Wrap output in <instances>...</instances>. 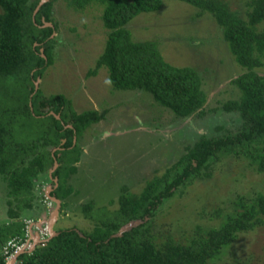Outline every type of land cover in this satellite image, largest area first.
<instances>
[{
	"label": "trees",
	"instance_id": "trees-1",
	"mask_svg": "<svg viewBox=\"0 0 264 264\" xmlns=\"http://www.w3.org/2000/svg\"><path fill=\"white\" fill-rule=\"evenodd\" d=\"M55 1L0 0V176L6 181L9 196V219L0 222V250L10 238L24 237L26 217L36 218L27 212L36 206L37 180L56 160L59 165L48 176L49 180L57 178L51 194L61 200L62 209L67 205V198L75 192L69 179L78 171L76 163L82 151L74 140L78 142L90 125L107 114V109L77 112L65 94L44 97L37 89L36 80L54 61L53 36L59 26L54 17ZM66 1L76 10L94 1L103 5L108 37L89 75L106 66L114 88L149 91L178 117L206 113L208 93L200 73L194 67L170 63L156 40H134L127 26L140 13L160 10L163 0ZM182 1L198 7V14H212L236 62L244 69L231 80L240 89V96L222 105L226 112L238 114L237 129L200 135L162 174L147 180L140 193L123 185L114 211L106 208L95 215L96 202L88 200L82 209L85 217L95 220L92 230L76 226L59 229L49 240L19 255L18 264H211L240 232L264 223L261 191L251 199L244 195L234 198L233 211L216 206L211 218L220 224H198L188 236L159 231L154 223L159 206L194 179L209 177L210 165L221 155L244 157L254 170L264 172V74L258 71L264 66V0H249L246 17L232 9L227 0ZM12 81L26 86L27 91L24 93L21 86L12 90ZM40 118L43 127L37 124ZM26 126L33 132L19 136ZM35 132L39 136H34ZM51 146L58 148L51 151ZM75 150L77 153L71 155ZM202 209L207 213L205 206ZM135 219L142 221L117 235L123 225ZM5 263V256L0 254V264Z\"/></svg>",
	"mask_w": 264,
	"mask_h": 264
},
{
	"label": "rangeland",
	"instance_id": "rangeland-1",
	"mask_svg": "<svg viewBox=\"0 0 264 264\" xmlns=\"http://www.w3.org/2000/svg\"><path fill=\"white\" fill-rule=\"evenodd\" d=\"M227 1L232 9L247 16L249 0ZM53 10L59 24L53 36L54 61L35 82L40 95L62 93L71 99L77 112L107 109V114L90 125L78 142L74 140L82 151L76 163L78 171L69 179L75 192L67 198V205L63 209L60 206L56 216H52L57 209L56 200L50 196L57 179H48L53 166L38 178L37 207L27 214L45 222L43 226L54 219L55 231L74 226L90 231L95 220L85 217L82 209L88 200L96 202L95 215L106 208L114 211L123 185L140 193L147 180L162 174L200 135H219L226 129H237L238 114L226 112L222 105L240 96V89L231 80L244 69L236 62L222 27L210 12L201 15L198 7L186 1L163 0L160 10L134 17L127 25L134 40H156L166 60L176 66L194 67L202 76V86L208 93L206 113L178 117L159 104L149 91L114 88L106 66L96 75H89L108 37L101 3L94 1L85 9L76 10L66 0H56ZM258 71L264 74V66ZM18 86H21L18 81L11 82L12 90ZM22 91L25 93L27 87L23 86ZM43 123L41 118L37 122L40 127ZM23 129L19 136L33 132L27 126ZM33 134L39 136L38 132ZM56 149L50 147L51 151ZM209 170V177L194 179L159 206L154 219L157 230H170L176 237L191 235L198 224L204 227L220 224L211 218L216 206L233 211L231 201L239 195L251 199L258 191L264 193V172L254 170L244 157L221 155ZM8 199L6 181L0 176V222L9 219ZM203 206L207 213L203 212ZM27 219L30 217L24 222ZM32 228L35 230V226ZM211 264H264V223L240 232L226 252Z\"/></svg>",
	"mask_w": 264,
	"mask_h": 264
},
{
	"label": "built area",
	"instance_id": "built-area-1",
	"mask_svg": "<svg viewBox=\"0 0 264 264\" xmlns=\"http://www.w3.org/2000/svg\"><path fill=\"white\" fill-rule=\"evenodd\" d=\"M33 224L35 225V219L30 218L25 221V235L15 236L10 238L2 249L0 250V254H3L6 258V261L13 258L17 253L22 251L23 249H31L33 246V242L30 240L31 230ZM39 230L40 238H46L50 234V229L47 225L43 228H40L38 225L36 226ZM6 264V263H5Z\"/></svg>",
	"mask_w": 264,
	"mask_h": 264
},
{
	"label": "water",
	"instance_id": "water-1",
	"mask_svg": "<svg viewBox=\"0 0 264 264\" xmlns=\"http://www.w3.org/2000/svg\"><path fill=\"white\" fill-rule=\"evenodd\" d=\"M47 0H41V3L42 4L43 2H45ZM58 161L56 160L55 161V164H54V167L56 168L58 166ZM54 170V168H53ZM53 199L56 200V203H57V209L56 211L54 210V214L52 215L54 217V215L56 216V212H58V209L60 208V204H61V200L56 198V197H53L51 196ZM141 222V219H135V220H131L130 222H128L127 224L123 225L121 227V229L119 230V232L117 233V235H121L123 231L125 230H128V229H131L133 226L139 224ZM45 222L43 221H38V224L40 227H43V224ZM49 228H50V234L48 237L46 238H40V235H39V232L37 230H32L31 232V237H30V240H32L33 242V248L30 249V250H27V249H23L22 251H20L19 253H17L13 258H11L10 260H8L7 264H18L19 262V255H21L22 253L24 252H27V251H32L36 246L37 244L41 243V242H44V241H47L49 240L50 238H52L53 236H55L56 234H58V231H55L54 230V219H50L49 223Z\"/></svg>",
	"mask_w": 264,
	"mask_h": 264
},
{
	"label": "clouds",
	"instance_id": "clouds-1",
	"mask_svg": "<svg viewBox=\"0 0 264 264\" xmlns=\"http://www.w3.org/2000/svg\"><path fill=\"white\" fill-rule=\"evenodd\" d=\"M57 117H60V115L57 114ZM75 141H76V140H75ZM57 148H58V147H57ZM50 196H52V194H50ZM54 197H55V196H54ZM60 206H61V204H60ZM34 219H35V225L33 224V226H35V230H37V231L39 232L38 228L36 227L37 225L39 226V224H38V221H39L38 219H39V218H34ZM33 226H32V227H33ZM44 226H45V225H44ZM44 226H43V227H44ZM39 227H40V226H39ZM43 227H40V228H43ZM48 227H49V225H48ZM49 229H50V228H49ZM32 230H34V229L32 228ZM32 230H31V232H32ZM39 235H40V234H39ZM47 237H48V236H47ZM31 241H32V240H31ZM37 245H38V244H37ZM32 248H33V246H32ZM32 248H31V249H32ZM27 250H30V249H27ZM9 260H10V259H9ZM7 262H8V261H6V264H7Z\"/></svg>",
	"mask_w": 264,
	"mask_h": 264
},
{
	"label": "flooded vegetation",
	"instance_id": "flooded-vegetation-1",
	"mask_svg": "<svg viewBox=\"0 0 264 264\" xmlns=\"http://www.w3.org/2000/svg\"><path fill=\"white\" fill-rule=\"evenodd\" d=\"M53 151H55V150H53ZM51 168H53V167H51ZM55 170V169H54ZM51 174H52V172H51ZM51 174H49L50 176H51ZM54 178H56V177H54ZM57 179V178H56ZM53 182H57V180L56 181H53ZM57 184V183H56ZM55 185L53 184V187H54Z\"/></svg>",
	"mask_w": 264,
	"mask_h": 264
}]
</instances>
